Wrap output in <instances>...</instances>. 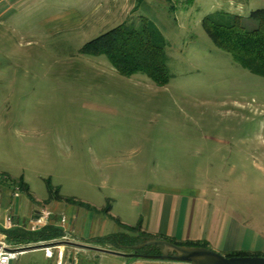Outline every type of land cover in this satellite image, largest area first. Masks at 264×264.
I'll return each mask as SVG.
<instances>
[{
  "label": "rangeland",
  "instance_id": "374dc122",
  "mask_svg": "<svg viewBox=\"0 0 264 264\" xmlns=\"http://www.w3.org/2000/svg\"><path fill=\"white\" fill-rule=\"evenodd\" d=\"M258 10L264 0H2L0 178L19 195L23 179L38 201L50 185L64 198L109 204L133 224L140 207L130 205L150 186L207 190L264 240V78L202 28L208 16H239L252 30ZM123 23L148 28L165 49L166 86L81 54ZM18 202L29 203L25 194ZM97 219L106 232L118 226L106 213Z\"/></svg>",
  "mask_w": 264,
  "mask_h": 264
},
{
  "label": "crops",
  "instance_id": "0c3cea01",
  "mask_svg": "<svg viewBox=\"0 0 264 264\" xmlns=\"http://www.w3.org/2000/svg\"><path fill=\"white\" fill-rule=\"evenodd\" d=\"M5 183L0 180V226L5 229L16 226L25 227V224H29L31 220L35 219L34 213L40 210L36 205L46 200H36L30 191L35 203H32L27 197L29 203L24 210L23 204L18 202L24 193L19 198H15L13 191ZM217 198L220 200L222 197L218 196ZM213 199L207 190L197 189L181 192L177 189L150 186L143 201L139 199V202L135 201L130 205V211L138 210L140 207V211L135 217V224L112 216L110 212L114 206L111 207L107 215L113 219L117 218L116 220L120 219L121 221H118L127 227H134L141 221L143 231L154 237L163 236L179 243L206 242L210 250L224 256L231 253H247L259 254L264 257V240L258 233L247 227L240 214L234 213L229 206L225 205L224 207L223 201ZM90 206L98 211L102 210V208L94 207L91 204ZM41 209L51 213L49 225L59 226L68 234L67 237H64L66 239L62 238L41 245L64 241L112 250L109 246L102 247L95 244V240L123 232L119 226L111 232H106V223L97 219L100 212L93 213L59 201L51 202ZM61 216H65L67 219L64 227L57 222V218ZM2 237L3 235L0 234V239ZM48 248L52 253L51 257L46 255L45 248H41L23 252L11 264H189L124 258L69 245Z\"/></svg>",
  "mask_w": 264,
  "mask_h": 264
},
{
  "label": "trees",
  "instance_id": "16d2710c",
  "mask_svg": "<svg viewBox=\"0 0 264 264\" xmlns=\"http://www.w3.org/2000/svg\"><path fill=\"white\" fill-rule=\"evenodd\" d=\"M250 19L259 21V27L248 30L243 26V19L239 16L229 18L205 17L202 28L212 43L221 51L229 54L233 60L251 74L264 78V10L252 12ZM81 54L93 57L105 56L112 67L123 77H132L137 74L145 75L159 87H164L171 79L167 66L168 56L165 49L153 42L148 28L139 29L133 23H123L85 44ZM0 179L10 182L8 176ZM9 180V181H8ZM22 193L35 203L30 194L29 186L20 179L15 182ZM49 198L42 203L43 206L59 201L66 204L84 208L93 213L104 212L109 214L111 206L108 204L98 211L90 205L79 202L74 198L60 196L58 189L49 185ZM123 232L97 238L95 244L109 246L112 250L124 253H133V247L151 239H162L181 246H198L208 248L206 242L179 243L163 236L154 237L142 229L139 221L134 227L122 225L114 219ZM0 234L5 236L7 242L13 247H26L61 240L67 237L63 228L56 225H47L38 231H30L25 227L5 229L0 226ZM160 247H147L139 250L140 255H159ZM226 257L260 256L259 254L231 253Z\"/></svg>",
  "mask_w": 264,
  "mask_h": 264
},
{
  "label": "water",
  "instance_id": "95a60500",
  "mask_svg": "<svg viewBox=\"0 0 264 264\" xmlns=\"http://www.w3.org/2000/svg\"><path fill=\"white\" fill-rule=\"evenodd\" d=\"M35 218H37V216H35ZM57 245H69L77 248L95 250L132 259L142 258L147 260L173 261L189 264H264V257L262 256L226 257L210 250L209 248L198 246H181L162 239H151L149 241L141 243L132 248V250L134 251L133 253H121L105 248H96L89 245L68 242H60L47 245H31L26 247H20L17 250L19 252H27L31 250L48 248ZM154 246L161 248L159 255H140L137 253L139 250Z\"/></svg>",
  "mask_w": 264,
  "mask_h": 264
},
{
  "label": "built area",
  "instance_id": "2783aa9c",
  "mask_svg": "<svg viewBox=\"0 0 264 264\" xmlns=\"http://www.w3.org/2000/svg\"><path fill=\"white\" fill-rule=\"evenodd\" d=\"M20 193L15 192L13 196L15 198H19ZM37 216V218L30 221V224L26 229L30 231H38L47 225H49V217L51 216L49 212L46 211H40L39 213H34V217ZM67 223V219L65 216H61V226H65ZM66 239V238H64ZM20 248V247H19ZM17 247L11 246L8 242L5 236H3L0 239V264H11L13 261H15L23 252H19L17 250ZM46 255L52 256V253L50 252L49 248H45Z\"/></svg>",
  "mask_w": 264,
  "mask_h": 264
}]
</instances>
